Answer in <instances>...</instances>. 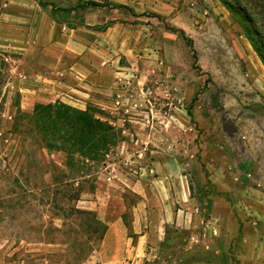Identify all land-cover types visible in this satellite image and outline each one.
<instances>
[{
  "label": "rangeland",
  "instance_id": "rangeland-1",
  "mask_svg": "<svg viewBox=\"0 0 264 264\" xmlns=\"http://www.w3.org/2000/svg\"><path fill=\"white\" fill-rule=\"evenodd\" d=\"M95 1L54 15L100 34L82 94L25 97L36 50L0 43V264H264V64L239 21L221 0ZM49 103L113 128L75 182L28 118ZM150 228L164 239L136 250Z\"/></svg>",
  "mask_w": 264,
  "mask_h": 264
},
{
  "label": "crops",
  "instance_id": "crops-1",
  "mask_svg": "<svg viewBox=\"0 0 264 264\" xmlns=\"http://www.w3.org/2000/svg\"><path fill=\"white\" fill-rule=\"evenodd\" d=\"M120 1L127 4L129 0ZM57 26L58 23L52 16L50 8L39 5L37 0L0 2V43H6L20 50H36L37 53V66L40 69L32 72L33 84L25 88L24 95L31 97L33 101H52L57 95L56 92L66 95L71 92L83 93L76 88L77 84L83 83L84 75L82 70L78 69L75 58L78 55H81V58H88L87 51L99 41L100 34L84 24L74 26L63 24L59 30ZM85 49L86 52L83 53ZM92 59L95 61V58ZM163 174L167 179L166 173ZM174 182L178 183L180 191H184L185 186L182 181L174 180ZM160 198L161 195L154 194L148 198V201L164 203ZM166 220L165 218L162 222L165 223ZM190 220L181 216L180 223L189 224ZM150 224L152 225V221ZM135 232L136 250L142 249L147 243L160 242L165 236L164 231L158 233L152 228L144 232L141 230Z\"/></svg>",
  "mask_w": 264,
  "mask_h": 264
},
{
  "label": "trees",
  "instance_id": "trees-1",
  "mask_svg": "<svg viewBox=\"0 0 264 264\" xmlns=\"http://www.w3.org/2000/svg\"><path fill=\"white\" fill-rule=\"evenodd\" d=\"M223 5L237 18L254 51L264 64V0H221ZM41 6H50L54 17L58 12L64 15L76 14L78 9L106 7L108 2L95 0H78L74 6L56 7L52 2L38 0ZM111 7L133 9L121 3L111 4ZM184 34L182 30H179ZM192 53L195 50L191 44ZM29 119L37 121L45 135L46 144L50 148L60 149L65 153L66 175L61 171L60 179L65 176L68 181L75 182L85 175L84 167L88 161H94L99 156V149L108 143L112 134V126L95 117L88 107L85 110L76 109L61 103L37 104ZM69 182H65L68 184ZM73 185V184H71ZM78 185V184H77ZM72 187V186H71ZM70 199L79 194V187L68 188Z\"/></svg>",
  "mask_w": 264,
  "mask_h": 264
}]
</instances>
